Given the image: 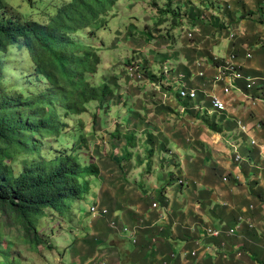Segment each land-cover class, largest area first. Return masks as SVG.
Masks as SVG:
<instances>
[{
  "label": "crops",
  "instance_id": "crops-1",
  "mask_svg": "<svg viewBox=\"0 0 264 264\" xmlns=\"http://www.w3.org/2000/svg\"><path fill=\"white\" fill-rule=\"evenodd\" d=\"M173 4L167 40L185 44L152 52L169 77H148L144 88L161 96L123 99L116 135L100 160L93 157L97 175L76 204L87 211H70L72 264H264V81L253 90L234 78L213 83L233 53L245 75L264 79V0H183V14ZM151 66L152 75L158 65ZM184 85L198 90L197 101L179 97ZM204 92L224 99L227 110L213 111ZM94 204L109 215L93 217Z\"/></svg>",
  "mask_w": 264,
  "mask_h": 264
},
{
  "label": "trees",
  "instance_id": "trees-1",
  "mask_svg": "<svg viewBox=\"0 0 264 264\" xmlns=\"http://www.w3.org/2000/svg\"><path fill=\"white\" fill-rule=\"evenodd\" d=\"M58 1L54 14L43 23L11 17L0 0V213L25 230L36 246L44 243L39 223L47 210L64 216L71 204L85 201L88 179L97 175L93 164L81 161L85 138L70 154L42 156L46 139L58 138L66 129L59 111L79 117L88 113L91 103L105 107L113 96L110 85L91 81L101 59L98 50L79 35L86 30L94 35L103 28L119 0ZM14 46L29 53L32 90H18L8 83L4 58ZM148 77L159 82L154 75ZM32 155L38 161L21 162Z\"/></svg>",
  "mask_w": 264,
  "mask_h": 264
},
{
  "label": "rangeland",
  "instance_id": "rangeland-1",
  "mask_svg": "<svg viewBox=\"0 0 264 264\" xmlns=\"http://www.w3.org/2000/svg\"><path fill=\"white\" fill-rule=\"evenodd\" d=\"M4 2L7 6L6 12L11 17L20 21H26L28 18L30 21L43 23L48 21L47 15L54 14L60 5L58 0H4ZM182 4L183 0H174L173 12L183 14L185 11ZM170 8L169 0H119L107 15L105 19L107 23L103 28L93 31L94 35H88V30L79 35L84 42L98 50L101 59L97 74L91 81L96 85L103 83L110 85L113 96L105 107H100L96 102L91 103L88 113L79 117H66L60 110V121L66 129L60 137L46 139L43 157L51 159L59 154H70L74 145L79 146L80 139L85 138L79 152L81 161L92 163L93 157L100 160L107 150L105 147L109 146V135H116L118 120L127 111L125 109L127 107L122 105L123 99L131 97L136 99L137 92H142L143 98L148 92L161 96L158 91H154V86L144 88L149 82L147 80L130 81L126 75V68L138 64L147 78L154 63L158 68L152 75L157 80H160L162 75L165 76L164 68L167 63L162 65L161 62H153L152 52L164 54L185 44L182 38L167 40L168 31L171 30L169 28L172 27L167 23L176 20L173 14L168 13ZM176 29L182 34L181 28ZM4 59L7 62L8 83L16 85L18 90H32L34 85L29 82L33 80L34 72L28 51L14 46L9 49ZM102 147L104 154L101 156ZM34 161H38L34 155L21 160L23 164H31ZM93 180L94 178L91 183ZM91 203L88 197L86 202L88 207ZM70 208L63 217L58 215L59 213L47 210V216L40 219L39 223L40 237L44 242L40 246H36L29 239L32 237L27 236L26 231L20 226L12 223L7 215L0 213V264H72L71 249L75 245L76 234L70 211L76 209L78 212L84 208L86 212L87 207L83 204H71ZM88 221L89 218H86L85 222Z\"/></svg>",
  "mask_w": 264,
  "mask_h": 264
},
{
  "label": "built area",
  "instance_id": "built-area-1",
  "mask_svg": "<svg viewBox=\"0 0 264 264\" xmlns=\"http://www.w3.org/2000/svg\"><path fill=\"white\" fill-rule=\"evenodd\" d=\"M231 37L234 38L233 35ZM196 64L198 67L203 66V62L201 60L197 61ZM169 69L170 68L168 66H165L164 68L166 78L169 77L168 75ZM126 75L130 81H134V82H143L148 79V77L147 78L145 77V74L143 73V69L141 70V67L138 64L136 65L133 64L131 66H128L126 68ZM199 76L203 78L205 77V73L200 72ZM181 78H183V76H181ZM225 78H234L235 80L245 81L247 90H253L255 88H259L263 84V81H264L263 78L249 77L245 75L243 73V69L241 68V65H239L237 62V55L234 53L224 59V61L222 62V66H221V73L217 78H215L213 83L220 82L221 80ZM178 90H179L180 98L193 101V102L197 101L198 90L189 89L185 85L182 87H179ZM224 93L227 95L230 94L231 86L225 87ZM203 94H204V99L206 100L209 107L213 111L217 113H223L227 110V104L225 100L222 99L220 96H218L217 94L211 93V92H204ZM241 128L244 133H248L250 131V128L247 125L241 126ZM235 161L241 162L242 157L240 155H236ZM158 207H159V203L154 202L152 205V208H158ZM90 214L93 217H107L109 215V210L99 206L98 204H94L90 208ZM110 227L111 229H118L117 222L115 220H111ZM209 233L213 236H219V232H217L216 230L210 229ZM192 255L195 256L196 254L193 253Z\"/></svg>",
  "mask_w": 264,
  "mask_h": 264
}]
</instances>
